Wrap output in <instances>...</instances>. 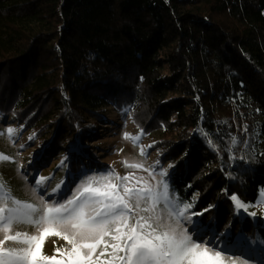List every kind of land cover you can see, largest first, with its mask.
<instances>
[{
	"label": "trees",
	"instance_id": "1",
	"mask_svg": "<svg viewBox=\"0 0 264 264\" xmlns=\"http://www.w3.org/2000/svg\"><path fill=\"white\" fill-rule=\"evenodd\" d=\"M107 107L149 141L169 197L205 232L264 252V220L248 214L264 192V0H0L1 121L47 156L75 153L64 176L78 177ZM3 174L5 208L38 207Z\"/></svg>",
	"mask_w": 264,
	"mask_h": 264
},
{
	"label": "rangeland",
	"instance_id": "2",
	"mask_svg": "<svg viewBox=\"0 0 264 264\" xmlns=\"http://www.w3.org/2000/svg\"><path fill=\"white\" fill-rule=\"evenodd\" d=\"M90 122L94 123L96 132L87 142L90 155L86 157V160H83V163L92 164V170L84 171L80 176L74 177L64 175L67 173L66 165L71 157H75V153L71 155L68 151H64L55 156H47L46 145L42 140L30 137L29 131L23 130L12 117H9L5 122L0 119V172H5L2 178L11 179L13 184H21L19 193L35 202L38 209L42 207L41 200L46 204H54L55 200L60 199L61 193L56 191L58 186L56 183L61 176L63 177L59 185L62 187L64 196V199L60 200L62 203H66L68 199H76L81 193L85 196L89 195L90 193L85 192L86 188L103 189L115 186L121 195H123L124 187L143 191H147V188L151 187L157 192H164L162 191V181L170 169L166 164H159L157 153L150 150L149 141L140 135L127 115L118 114L111 107H107L101 120L98 122L91 120ZM44 137L46 138L47 135ZM260 148L264 151V140H261ZM96 165L97 168H95ZM132 165H136V167H132ZM29 170L33 171L32 177L25 173ZM161 171L166 173L164 177L159 175ZM90 177L97 179L90 180ZM124 177H128V179L124 180ZM36 180L43 182L37 185ZM67 184L68 186H66ZM0 188L3 189V192L0 193V206L4 207L5 200L9 196V192H12L13 187L11 184L5 186L0 180ZM145 209H151V211ZM89 211L90 209H85V217ZM153 212L167 218L163 200L155 206L151 200L146 203L142 201L139 209L133 208L127 222L112 226L108 236H105L103 241L97 245L91 255L92 261L95 264H125L121 259L125 256V251L116 250L113 255L112 245L119 244L123 247L124 234L135 228L137 220L141 225H145V228L140 230V234L152 232V228H147L146 225L153 224V221L146 218L150 217ZM187 213L195 219L190 208ZM248 214L264 220V192L260 194L256 204L249 208ZM46 227V225H42L37 229L26 223H14L7 230L0 229V251L18 252L22 248L28 247L23 241L32 237L39 239ZM117 228L121 229V240L112 239ZM187 228L191 229L192 225L187 224ZM70 231L72 229H69ZM69 232L53 228L52 232L44 234V239L40 241L41 255L48 256L61 264H69L72 245L64 239ZM12 236L17 239H6V237ZM193 237L194 239L202 238L204 246L209 248L213 245L216 249L225 248V241L220 240L212 233L205 232V229L199 237L195 233H193ZM237 247L231 246L222 252L223 264H241V261H244L245 264H264V258L259 257L264 253L263 251L245 252ZM80 251L83 255L87 249H80Z\"/></svg>",
	"mask_w": 264,
	"mask_h": 264
},
{
	"label": "snow or ice",
	"instance_id": "3",
	"mask_svg": "<svg viewBox=\"0 0 264 264\" xmlns=\"http://www.w3.org/2000/svg\"><path fill=\"white\" fill-rule=\"evenodd\" d=\"M159 175L164 177L166 173L161 171ZM123 179L127 180L128 177ZM42 182L36 180L37 185ZM162 183L163 193L151 187H148L147 191L124 187L123 195L115 186L103 189L86 188L85 192L90 193L89 195L85 196L81 193L79 197L68 199L66 203L60 202L64 196L62 187L58 185L56 191L61 193L60 199L55 200L54 204H46L41 200L42 207L39 209L33 207L31 203L21 204L17 200H12L10 207L0 206V229L7 230L14 223H26L37 229L42 225L47 227L44 228L39 239L32 237L23 241L28 247L18 252L0 251V264H61L48 256L41 255L40 241L44 239V234L52 232L53 228L65 232L72 229L64 237L72 245L69 264H95L91 259L92 252L103 238L108 236L112 226L126 223L133 208L139 209L142 201L146 203L149 200L153 202V206L163 200L167 218L153 212L146 218L153 221V224L146 225L147 228H152V232L143 234H140V230L145 228V225H141L137 220L135 228L124 234L123 247L119 244L112 245L113 255L116 250L125 251V256L121 257L125 264H223L222 252L231 247L230 243H226L224 249H216L215 245L211 248L204 246L202 238L194 239L193 233L199 237L205 226L187 213L192 205L177 203L174 197L170 198L167 183L163 181ZM2 192L3 189L0 188V193ZM231 199L236 202L237 210L248 207L239 203L236 195H232ZM85 209H90L87 217H85ZM145 210L151 211V209ZM187 224H191L192 228L188 229ZM120 232L121 229L117 228L112 239L121 240ZM6 239L16 240L17 237H6ZM80 249H87V252L81 255ZM241 264L245 262L241 261Z\"/></svg>",
	"mask_w": 264,
	"mask_h": 264
}]
</instances>
